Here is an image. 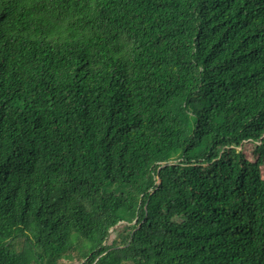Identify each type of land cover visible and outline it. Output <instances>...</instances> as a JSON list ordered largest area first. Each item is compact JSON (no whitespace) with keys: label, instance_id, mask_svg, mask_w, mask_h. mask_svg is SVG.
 Here are the masks:
<instances>
[{"label":"trees","instance_id":"16d2710c","mask_svg":"<svg viewBox=\"0 0 264 264\" xmlns=\"http://www.w3.org/2000/svg\"><path fill=\"white\" fill-rule=\"evenodd\" d=\"M262 167L264 0H0V264H264Z\"/></svg>","mask_w":264,"mask_h":264},{"label":"rangeland","instance_id":"374dc122","mask_svg":"<svg viewBox=\"0 0 264 264\" xmlns=\"http://www.w3.org/2000/svg\"><path fill=\"white\" fill-rule=\"evenodd\" d=\"M254 149H255V144L252 142H245V143H243L242 147L240 148V150H242L245 157L249 161H251L252 163H255L257 160L255 153H254ZM262 173H263V177H264V167H262ZM123 225L124 224H120L118 227L123 226ZM111 232H113V230ZM116 235H117V232L113 233L111 236V240L115 239ZM151 256H152V254L148 253V252L141 253L142 258H150ZM66 264H70V263L66 262ZM73 264H78V263L74 262ZM80 264H82V263H80Z\"/></svg>","mask_w":264,"mask_h":264}]
</instances>
